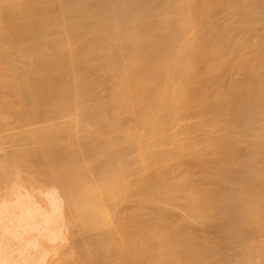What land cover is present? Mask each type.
<instances>
[{
  "label": "bare ground",
  "instance_id": "1",
  "mask_svg": "<svg viewBox=\"0 0 264 264\" xmlns=\"http://www.w3.org/2000/svg\"><path fill=\"white\" fill-rule=\"evenodd\" d=\"M223 12L257 31L264 0H0V47L37 40L21 68L0 57V90L17 98L0 94V132L10 113L24 126L45 123L23 138L33 148L0 161V181L19 183L25 169L57 187L47 226L29 209L18 228L56 241L58 219L70 216L80 264H233L184 223L216 222L230 244L244 229L264 234V47L228 49L229 25L213 21ZM90 72L109 87L108 105L88 99ZM27 240L23 250L44 251L43 240ZM2 248L0 264H18Z\"/></svg>",
  "mask_w": 264,
  "mask_h": 264
},
{
  "label": "rangeland",
  "instance_id": "2",
  "mask_svg": "<svg viewBox=\"0 0 264 264\" xmlns=\"http://www.w3.org/2000/svg\"><path fill=\"white\" fill-rule=\"evenodd\" d=\"M214 17L215 18H213L214 19L213 21H220V22L224 21L229 25L228 35L230 36L231 40L226 43V47L228 49H232L234 46H237V45L240 46V45H246V44H249L250 46H253L254 48L264 47V12H262L258 16L260 18L259 21H261V24L259 25L260 28L256 26L258 28L257 31L255 29L251 32H244L242 26L240 27V25L237 24L235 17H232V13L229 14L228 12H223V13H220L218 15H215ZM261 27H262V29H261ZM52 36H53L52 38L55 40V42L57 44L64 43L65 38H66L65 33L58 28L54 31V35H52ZM36 43H37V40L32 39V40L28 41L26 44H12V45H8L5 47H0V57L8 56L10 58V60H13L14 65H16V67L21 68L24 66V64L25 65L29 64L32 61L31 58L23 55V52L25 50H27L28 48L35 46ZM244 52L248 53V49H245ZM256 57H257V52L249 53L248 54V58H249L248 61L252 62V60H254ZM85 77L86 78L84 80L87 79L86 81H88V82L84 81L85 83H87L86 95H87V97L91 96L90 98L88 97V99H92V97L94 98L96 96V97H99V100L101 101L102 105H105V106L108 105V102H109L108 97L110 96L109 87L106 86L105 84H103L102 82H99V80H100L99 76L94 74V72L93 73L90 72V74H86ZM243 77H244V75L241 76L240 78H243ZM2 89L3 88H1V90H0V94H2V96L5 95V97H9V98H7L9 102H13V101H14L13 103L17 102L16 97H14L11 94H8L7 91H4ZM5 92L7 94H5ZM100 97H101V99H100ZM10 99H11V101H10ZM13 103H11V106H14ZM32 113L33 112H30L28 114L30 116V118L32 116H34ZM259 116L262 117V115H259ZM7 117H6L7 120L5 119V121L8 122V123H5L6 128L4 127L5 130H2L0 132V161L1 162H6L5 157L8 158L9 155L11 153H12L11 155H13L15 153V151H16V153H19V152H25V150H30L31 148H33L34 147L33 143L30 144L29 142H26V140L24 141L23 138L26 139V137L33 134L36 129L45 125V123L43 124L42 122H35L32 120V118L29 119V117H26L25 119L27 120V123H26V120H24V124H25V126H24L23 123L22 124L18 123V119L15 118L14 114L10 113V118H9V114ZM69 118H71L73 120L72 116H70ZM69 118H68V120H67V118H64L65 120L64 119H62V120H64L66 123H69L71 121V119L69 120ZM29 120H31V122H29ZM62 120L60 119V120H57L55 122L56 123H59V122L62 123V122H64ZM189 122L192 124H196V123L200 122V120L195 118V117H192V118H190ZM263 122L264 121H262L261 124ZM11 125L13 127H11ZM40 125H42V126H40ZM23 127H24V129H23ZM34 128H36V129L34 130ZM25 130H26V132H25ZM175 130H176V127H173L172 130H170V131L173 132ZM91 132H92V129L90 128L88 130V132H82L81 133V136L83 137V141H82L83 145H85L88 142L87 138ZM201 136H202V133L200 131H198L192 137L197 139V138H200ZM18 140L20 141V143ZM23 144H26V145H23ZM7 145H9V146H7ZM17 150H18V152H17ZM22 150H24V151H22ZM135 153L138 156L140 154L139 152H135ZM136 154H135V156H137ZM132 166H133L132 169L134 171L138 170V165L134 164ZM29 172L30 171H28V170L22 169L20 172L21 176L19 178V183L15 182L16 185H15V183L13 185H11L12 183L9 184V183H6L4 181H0V256L3 255V251H4L2 247H5L6 245H8V247L11 248L10 250L12 251V255H14L13 257L15 259L16 258L18 259V261H16V262H18V264H20L21 261H22L21 264H24V263L27 264L28 260L26 261V259H29V257L32 258V260L30 258L29 261L30 260L31 261H33V260L37 261V259H38V261H40V263L42 262L41 264H60L64 258H68L69 260L75 259L74 261H72L73 264H80L79 263L80 261H78L76 259L77 258L76 256H78V253H79L77 251L78 250V244L77 243L80 242L79 241L80 239L78 237H76L75 235H73V229H72V225H71V217L70 216H67V217L64 216L63 219L62 218H60V220L58 219L59 222H57L58 224H56V228L58 227L57 229L59 232L57 235H59V237H58V240L56 238V241L52 240V238H54V237H52V238L51 237L50 238H45V237L39 238V237H37L38 234H36V232L33 235L32 232L29 230L25 229V231H26L25 232L24 229L18 228L20 226V224L21 225L22 224L27 225V223H25L27 221L25 213L27 211H30V210L31 211L35 210L36 213L38 212V214H39V216L33 220L34 223H37L40 226V229L45 228V226H47L45 222L49 218V214H50L49 212L52 211V206L50 205L47 196H48V194L54 193L57 190L56 189L57 187L53 183L51 184L50 182H47L44 179L39 178V177L38 178L35 177V179H34V176H31V173H29ZM31 178H32V180H31ZM4 183H6V184H4ZM14 185H15V187H14ZM17 187H18V189H17ZM19 199L24 204V205L22 204V207L20 206L21 203H19ZM7 208H9V210H7ZM63 208H64V205H63ZM119 208H118L119 210L123 211L122 209H124V206L122 207V205H119ZM20 209H22V210H20ZM171 212H173V214L176 212L175 215L176 214H178L177 216L181 215L180 217L184 216L183 215L184 213L182 211H180V209L175 210V208L174 209L172 208ZM23 215H24V217H23ZM19 218H20V220H19ZM23 218L25 219L24 223L20 222L21 220H24ZM31 223H32V221H30V224ZM215 223L216 222H213V223H210V224L204 226V225H201V224H198V223L191 221V223L185 222L184 225H185L188 233L191 234V235L190 234L189 235L193 238H196L198 241H204L205 238H207L206 240L208 241L209 246L212 248V250L214 249V251H217L218 256L219 255L221 256L220 258H223V257L226 258L225 260H227V262H232L233 264H238L237 262L250 261L251 259H252V261L254 260V262L255 261L256 262L261 261V258H262L261 255L264 253V234H261L260 236L255 237V236H252L251 234H249V232L244 231V230H246V229H244L241 232V235H240V238H239L237 244H236V242H234L233 244H230L229 241L221 242L218 239L217 232L215 233V231L212 230V228H211V226H213ZM18 224H19V226H17ZM27 231H28V233H27ZM15 233H18V235H16ZM30 233L34 237H32L30 235ZM94 234L95 233L91 234V236H89V237L92 238V236ZM100 234H101V232H100ZM95 235L97 236L98 234H95ZM17 236L22 237V240L24 238L25 241H26V239H28V240L33 239V241H31V240L29 241V242H33V243H34V240L36 242H40L43 240L42 242L45 244V247H44V244L42 242H40V243H41V245L43 244L44 251L41 248V253H40V251L35 252V250H33L32 245H30V247H32V248H30L31 253H33L32 250L34 251V253L39 252L38 254H36L34 256V259H33V256L31 255V253L28 250L29 245L25 249L26 251L28 250L26 252L25 250H23L21 248V245H18L19 244V237H17ZM89 237H87V239ZM94 237L95 236H93L92 239L89 238V242H90V240L92 241L94 239ZM37 239L39 241H37ZM217 240H219L220 242ZM155 247L157 249H159L160 246H158V244H156ZM45 248H47L46 251H45ZM21 249L25 254L21 252ZM48 250H50V251H48ZM46 252H47V255H46ZM19 254H21V255H19ZM41 254H42V256H41ZM22 255H23V257H22ZM43 255H44L45 260L43 259V261H42ZM39 256H40V260H39ZM24 257H26V258H24ZM35 257H36V259H35ZM78 259H79V257H78ZM58 262H60V263H58Z\"/></svg>",
  "mask_w": 264,
  "mask_h": 264
}]
</instances>
